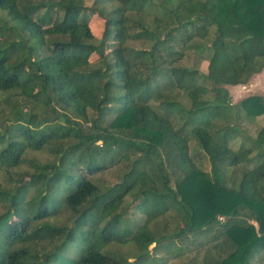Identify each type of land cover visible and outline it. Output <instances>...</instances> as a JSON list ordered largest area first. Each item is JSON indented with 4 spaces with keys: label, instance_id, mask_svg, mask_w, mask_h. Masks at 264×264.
<instances>
[{
    "label": "trees",
    "instance_id": "16d2710c",
    "mask_svg": "<svg viewBox=\"0 0 264 264\" xmlns=\"http://www.w3.org/2000/svg\"><path fill=\"white\" fill-rule=\"evenodd\" d=\"M0 13V173L30 170L0 188V264H124L110 244L135 248L125 264H264V126H238L264 116V97L231 104L224 87L264 68V0H0ZM44 148L50 162L26 159ZM119 164L118 182H92ZM57 239L39 262L9 250Z\"/></svg>",
    "mask_w": 264,
    "mask_h": 264
},
{
    "label": "rangeland",
    "instance_id": "374dc122",
    "mask_svg": "<svg viewBox=\"0 0 264 264\" xmlns=\"http://www.w3.org/2000/svg\"><path fill=\"white\" fill-rule=\"evenodd\" d=\"M21 1L34 3L41 0H21ZM84 5L86 7H90L92 5V0H84ZM0 17H4V14L0 13ZM88 26L94 38L92 42L97 43L103 27V21L101 19H98L97 16L93 15L89 19ZM125 45L128 48H132L136 50L147 49L149 46L148 43L141 41H127ZM88 61L90 62V68H94L97 66L96 55L94 54L91 55ZM195 61L196 60L194 57H192L191 55H187V57L184 60H181L179 62V65L184 67H190L193 65ZM206 67H207L206 62H200L197 68L198 71H200L201 73H205ZM224 87L228 92V97L231 104H236L240 100L248 96L264 97V68L258 73V75L257 74L256 76L252 75L244 85H237V86L226 85ZM8 97H9V93L0 91V131H2L6 126L5 120L9 116L10 109H9L8 101L7 102L5 101ZM238 126L241 130H243L246 133V135H249L250 137H254L259 127L264 126V116L252 120L251 123L246 121L238 122ZM190 148L193 149L194 145L190 144ZM26 159L27 160L32 159L39 163H46V162H50L52 160V157L50 151L44 148L41 151H28V153L26 154ZM122 169H123V165L120 164L116 165L107 171H103L101 173L94 175V177L92 178V182L98 188L111 186L116 182H118L120 175L123 171ZM29 172L30 170L27 167L26 163H23L20 164L18 167L8 170V172L0 173V188L9 189L11 187V183H9V181L19 178L20 176H23L24 180H26L28 178L27 174ZM233 174L235 176L237 175V173H233ZM29 195H30V191L27 196ZM6 209H7V205L5 203L0 202V215ZM68 220H70V217L66 213H61L56 219H50V221L52 223H55L56 225L68 223ZM59 247H60V240L58 239L50 240V241L40 240V241H31V242L27 241V242L14 243L11 246V248H9V250L17 251L19 249H25L26 252L28 253V257L30 258L35 257L37 259L36 262H39L43 258V255L50 254ZM151 247L152 245L149 247V249H151ZM62 249H64V255L71 259L76 258L78 255L76 250L71 246L70 247L66 246ZM134 250L135 248L131 249V247L129 246L110 244L103 247L101 252L108 256L115 257L120 262L125 264L132 260V258H128V256L129 253H132V251ZM150 254L152 253L150 252ZM157 256L164 260L167 258V254L163 250H160ZM130 257H132V255H130ZM200 259H201V253L197 255L191 253L188 255L185 254L184 256H181L179 258L167 259L165 260L164 264H201ZM262 259L264 262V252L262 253ZM162 261L163 260H161L159 263H163Z\"/></svg>",
    "mask_w": 264,
    "mask_h": 264
},
{
    "label": "crops",
    "instance_id": "0c3cea01",
    "mask_svg": "<svg viewBox=\"0 0 264 264\" xmlns=\"http://www.w3.org/2000/svg\"><path fill=\"white\" fill-rule=\"evenodd\" d=\"M258 75V74H257ZM254 76V75H253ZM255 76H256V74H255Z\"/></svg>",
    "mask_w": 264,
    "mask_h": 264
}]
</instances>
